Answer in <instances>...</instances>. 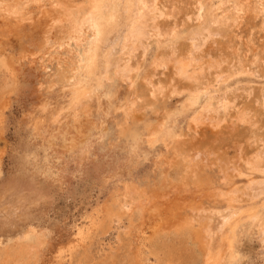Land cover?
<instances>
[{"label":"rangeland","instance_id":"rangeland-1","mask_svg":"<svg viewBox=\"0 0 264 264\" xmlns=\"http://www.w3.org/2000/svg\"><path fill=\"white\" fill-rule=\"evenodd\" d=\"M23 1L4 0L12 10L0 18L1 39L11 31L19 36L11 46L15 80L0 96V264H209L214 254L213 264H264L259 229L244 217L254 209L264 217V190L251 189L254 181L264 184V172L246 163L257 152L264 156V8L258 10L256 0H202L199 19L196 0H157L155 23L163 31L175 26L176 33L153 36L145 51L130 56L138 66L131 85L115 75L98 87L100 63L111 46L119 50L125 21L112 1L117 29L94 49L98 71L80 74L82 89L93 93L85 100L89 113L53 121L67 104L69 74L57 63L63 34L53 29L49 35L48 14L67 2L81 17L90 0ZM240 3L246 7L232 13ZM214 14L231 16L216 24ZM203 25L214 28L204 54L228 58L219 70L227 81L212 74L202 80L212 108L223 94L230 106L217 112V130L194 123L208 98L188 105L184 90L153 96L143 80L173 79L172 68H156V74L152 61L184 49ZM240 62L250 72L238 68ZM138 95V109L128 111ZM241 111L249 123L238 122ZM192 154L199 157L190 164ZM129 188L137 192L132 198L138 207L127 198ZM228 216L237 218L232 229ZM30 245L36 246L31 254Z\"/></svg>","mask_w":264,"mask_h":264},{"label":"bare ground","instance_id":"bare-ground-1","mask_svg":"<svg viewBox=\"0 0 264 264\" xmlns=\"http://www.w3.org/2000/svg\"><path fill=\"white\" fill-rule=\"evenodd\" d=\"M112 1L119 3L121 10L124 13L125 21H124L123 26H122L123 32H122V36H121V43L119 45V50L116 51L111 46L109 48L108 52L106 53V55L104 56L105 57V58H103L104 60L100 63L101 71L99 73V76L97 75V77H96V82H97L96 85L98 87H100L102 85L103 81H107L115 75L121 77L122 80L126 81V83L131 85L132 81H133V77H134V72L137 70L136 67H138V66H136L137 63H135L136 65L134 64L136 67L132 66L133 64L132 65L130 64V62H129L130 56L132 57L133 53L136 52V50L138 48L139 49L142 48L145 51L147 49L146 48L147 47L146 40L150 39L151 37L154 36V37H157L160 39L161 37H172L176 33V31L174 30L175 26H173L174 28L172 27L173 29H170L171 27H169L167 31H163L164 29L161 28L162 26L160 27L159 25H157V23H155L156 17L152 16L151 13L156 11V10H159L158 5H157V0H105L102 4L99 3V0H90V2H89L90 5L88 6L87 12L84 13L81 17L79 15H74V13H75L74 10L76 8L71 9V8H69L67 2L65 5H62L63 3L61 2V4L59 6L57 5L56 8H53L52 11H49V14H48L49 20L53 21V22H51L53 27L48 28V32H49V35H51L50 32H52L53 29H57L58 33H60V35L63 34V37L60 39H61V41L63 40L64 45L61 48H63L64 50L61 51V53L64 52V55L57 59L58 60L57 63H58V65L61 64V66H62V64H64L63 65L64 68L63 67H61V68H63V70L69 74L66 77V79H65V77H63L65 79L64 86L69 89V92H68L69 94H68V100H67V104H66L65 108H61L60 110H58L52 114V120L53 121L54 120L59 121V117L62 119L65 117H70V116L72 118H74V121H77L79 116L82 115V113L83 114L89 113L90 107L88 105V102H86L85 100L90 101L93 93H90L87 90L82 89L80 74L93 72V70L98 69V67L96 66L95 60H94L95 59L94 53L96 52L94 49L96 48V46H99L98 44L100 43V41L102 43L103 40H105L106 34L110 30H114L115 28L117 29V19L116 18L112 19L110 16V7H111ZM239 1H241V0H239ZM248 1H250V0H248ZM25 2H27V1H25ZM57 2H58V0H57ZM59 3H60V1L57 4H59ZM196 3H197L196 4V8H197L196 12H198V14H197L198 16H196V18L198 17L200 19L202 16L201 10L204 8V2L202 0H196ZM205 3H206V1H205ZM255 3H256L255 5L258 8V10H262L264 8V0H256ZM20 4H22V3H20ZM246 4L247 3H245V4L240 3V4L233 5V7L231 8V9H233L232 13L236 14L237 12L242 11L246 7L245 6ZM21 7H19V8L17 7V8L20 9ZM11 10L12 9H10V6L8 5V3H5L4 0H0V18L1 17H2V19L7 18L6 15H9L8 12H11ZM23 10L25 11V9H23ZM173 10H174V8H173ZM16 11H18V10H16ZM228 11L229 10H227V12ZM159 14H161V16H162V12H159L158 15ZM10 16H13V15H10ZM161 16H159V17H161ZM229 16H231V15L223 14L220 17H217V15L214 14V17L211 20L213 23L220 24V23H224V22L229 21L228 20ZM176 18H177V16H176ZM15 19H16V17H15ZM20 21H22V20H20ZM3 22H4V20H3ZM3 22L0 21V24H2ZM38 22L39 21H37V23ZM40 23H41V21H40ZM40 23H38V24H40ZM15 25H16V23H15ZM46 31H45V33H46ZM213 31H214V28L212 26L209 27L207 25H203L198 32L193 33L189 37V43L187 44V46L184 49L173 50L168 54H162L161 56L157 57L154 61H152L153 62V64H152L153 69L155 71H156V68H159V67L163 68L164 70L172 68V71H173L175 77L173 79H171L168 83L161 82L160 80H157L156 81L157 83H156L155 79L153 78V75L152 76L150 75L146 78L144 77L145 79L143 78V80H144L145 84L150 85L148 89L150 91V95H153V96L154 95H161L163 97V96L169 95V94H178L180 91L184 90L186 92L185 101H186V104H188V105H194V104L208 98L207 100H204L203 104L201 105V109L194 116V123L196 126L207 123L208 125H213L214 126L213 128H215L217 130V125L218 124L220 125V123L217 119L216 114L220 109H221V111L223 110V112L226 111L225 109L227 108L228 102H227V100H225V97L223 96L224 94L218 95V98H217L218 105H217V107L212 108V104L209 100V98H211V96L209 94H211V93L208 94L209 88H207L208 86H205L202 84V80L206 79L210 74H212L214 76L215 80H217V81H218V79H222L220 74H219V72H220L219 70L221 68L222 63H224L226 61V59L228 60V58L213 57L209 54L205 55L204 52L202 51V45L206 41L211 39L210 37L214 34ZM42 33H43V31H42ZM18 38H19V36L17 35V33L13 32V31H11L9 33V37L7 35L3 39L0 38V96L8 94V87L10 85H13L14 80H15V73H14V69H13V65H12L11 46L14 44V46L16 48L15 44H16V40ZM54 41H55V39H54ZM112 52H118L120 55L117 57H112ZM121 54H124L123 56H125V54H127V58L125 61H122L123 58L121 57ZM143 54H141V55L143 56ZM85 56H87L91 60V63L89 65L86 64ZM134 56H136L135 53H134L133 57ZM134 60L135 59H132V61H134ZM244 61H246V60H244ZM253 62H255V61H253ZM236 63H237V61H236ZM238 68H240L241 70H243V69L247 70L246 63L240 62L238 64ZM58 69H59V66H58ZM63 70H62V73L64 72ZM59 71H60V69H59ZM247 71L250 72V70H247ZM161 73H162V71H161ZM156 74H157V71H156ZM224 74H225V72H224ZM160 75H162V74H160ZM58 76L59 75L57 74V77ZM154 77H156V76L154 75ZM53 78H54V76H53ZM55 79H57V78H55ZM225 79L226 78H223L222 80L227 81ZM57 82H59V81H57ZM49 83L51 84V82H49ZM8 84H10V85H8ZM76 86H78V90L76 89ZM214 94H217V93H213L212 95L214 96ZM246 95H248V93ZM140 101H141L140 96L139 95H138V97L136 96L135 99L133 100V104L130 105L128 111L131 110L130 112H133V111L135 112L138 109L137 106L140 105ZM229 108H230V106H229ZM81 117H83V116H81ZM250 120L251 119L246 112H242V111L239 112L238 122H248L249 123ZM127 125L128 124H126L127 128L125 131H129V129H128L129 125L128 126ZM229 125L231 126V124H229ZM235 129L238 131V129H239L238 126H235ZM239 143H241V142H239ZM262 143L264 144V142H262ZM238 147H240V146H238ZM238 149L240 150L241 148H237L236 151H238ZM197 154H192L193 156L188 155L189 156L188 160L190 161L189 162L190 164H191V161H193L199 157V156H196ZM200 158H201V160L204 159L201 156H200ZM216 159H218V158H216ZM234 161H236V160H234ZM236 163L238 164L237 161H236ZM244 163H245V161H244ZM246 163H247V166L249 167V169L251 171H253V172L254 171H256V172H260V171L262 172L263 171L264 172V168L262 169V166L264 165V156L260 152H257V154H254V156H250L246 160ZM195 165H197V163H195ZM224 167H225V164H224ZM197 169H199V167ZM197 169L195 167L194 172H193L194 174L198 172ZM228 171H229V169L227 170V172ZM233 171H234V169H233ZM234 174H236V173H234ZM251 185H252L251 189H253V190L261 189V188H263L262 190H264L263 182L254 181V183H251ZM134 193L137 194V192L133 188L128 190L127 195L129 197H127V198H130V203L134 207H138L137 201H135L134 198H132ZM230 199L231 198H229V200ZM230 217L231 216H228L229 221H230L229 226H230V229H232L233 225L236 223L237 218H235L233 220V218H230ZM244 217L251 219L252 224L254 226L258 227L259 232H260L259 236H260L261 244L264 247V217H262V215L259 214L256 209L246 211L244 213ZM227 245L228 246L230 245L229 242H227ZM68 246H70V244ZM35 247L36 246L30 245L29 249H28L29 251L27 253H30V251L35 249ZM211 256H212L211 261L210 262L208 261L209 264H213L217 259L216 254L211 255ZM206 260H209V257H207Z\"/></svg>","mask_w":264,"mask_h":264}]
</instances>
